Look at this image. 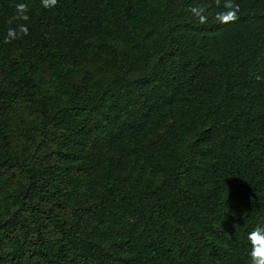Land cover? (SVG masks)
Listing matches in <instances>:
<instances>
[{"label":"trees","instance_id":"16d2710c","mask_svg":"<svg viewBox=\"0 0 264 264\" xmlns=\"http://www.w3.org/2000/svg\"><path fill=\"white\" fill-rule=\"evenodd\" d=\"M0 264H264V0H0Z\"/></svg>","mask_w":264,"mask_h":264}]
</instances>
